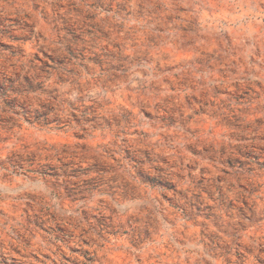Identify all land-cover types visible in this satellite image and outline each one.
I'll use <instances>...</instances> for the list:
<instances>
[{
    "label": "rangeland",
    "instance_id": "374dc122",
    "mask_svg": "<svg viewBox=\"0 0 264 264\" xmlns=\"http://www.w3.org/2000/svg\"><path fill=\"white\" fill-rule=\"evenodd\" d=\"M0 264H264V0H0Z\"/></svg>",
    "mask_w": 264,
    "mask_h": 264
}]
</instances>
